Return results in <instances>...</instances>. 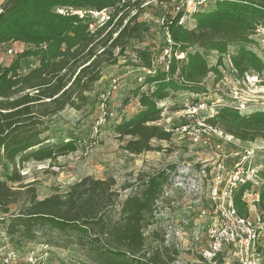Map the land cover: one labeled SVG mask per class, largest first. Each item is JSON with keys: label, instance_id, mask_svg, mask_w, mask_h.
<instances>
[{"label": "trees", "instance_id": "trees-1", "mask_svg": "<svg viewBox=\"0 0 264 264\" xmlns=\"http://www.w3.org/2000/svg\"><path fill=\"white\" fill-rule=\"evenodd\" d=\"M118 0H9L0 15V44L21 42L28 46L7 68L0 67V152L15 165L30 159L54 160L76 151L73 140L46 146L45 119L65 108L80 110L86 104V94L99 82L106 68L116 65L127 43L139 32L133 16L113 17L102 27L90 32L86 20L77 15L59 14L57 10L102 11L113 7ZM195 28L186 30L171 25L170 36L176 49L186 52L190 47L204 51L223 52L230 45H244L254 23L264 20V0H217L213 10L194 16ZM115 26V29H112ZM144 56V55H143ZM34 58L38 66L26 75L18 73L22 60ZM196 58V57H194ZM148 66L150 60L145 58ZM239 73L247 69L261 71L262 65L241 47L233 59ZM173 61L170 76L162 74L145 79L157 85L149 95L141 94V110L128 121L114 127L123 150L130 155L159 151L152 141H169L170 132L153 125L160 118L157 103L168 90L198 93L199 88L183 85L172 79L185 69ZM189 78V79H188ZM193 77H187L190 81ZM194 80V79H193ZM208 123L242 142L264 139V113L240 115L238 109L223 104ZM44 128V129H41ZM164 171L140 175L142 188L120 201L113 179L86 177L69 187L68 191L37 200L28 186L12 187L21 177L13 173L0 180V214L10 213L21 197H28L21 213L8 218L10 228L20 239L33 241L43 227L54 230L67 239H76L85 247L93 264H152L146 260L145 230L155 200L165 183ZM134 187L128 185L127 188ZM234 196V207L240 216L246 215L243 192ZM258 206L264 210V181L258 191ZM119 207L118 218L113 217ZM149 216V217H148ZM259 251V250H258ZM260 252V251H259ZM264 255V251H262Z\"/></svg>", "mask_w": 264, "mask_h": 264}, {"label": "rangeland", "instance_id": "rangeland-1", "mask_svg": "<svg viewBox=\"0 0 264 264\" xmlns=\"http://www.w3.org/2000/svg\"><path fill=\"white\" fill-rule=\"evenodd\" d=\"M178 1L143 0L138 6L123 9L119 17H125L126 23L135 16L134 23L139 26L138 34L127 43L123 54L117 56V50H114L113 57L117 58L116 65L104 70L102 82L93 85L91 92L86 94V104L80 110L65 108L45 119L44 128L47 126L48 130L41 135L42 138H48L45 145L55 146L73 140L76 151L54 160L30 159L18 163L16 159L15 165L5 159L0 152V180L5 181L13 173V169H16L21 182L9 185L16 187L21 184V186L33 188L36 199L43 200L56 193L63 195L69 187L86 177L100 180L113 179L116 184L115 189L119 192L120 201H122L126 196L142 190L136 182L142 174L154 175L160 171L166 172L172 167L177 170L190 167L196 171L206 167L207 171H211L217 163L222 161L231 169L237 162L236 155L242 154L243 150L247 149L254 153L253 164L259 168L258 176L260 186L262 185L264 139L242 142L235 138L234 144H221L220 151H212L193 146L188 136L181 132L179 128L195 120V117L191 118L186 114L183 106L189 92L168 90L166 98L157 103L161 114L159 120L153 125H159L171 133L169 141L151 142L152 147L159 148V151L139 156L130 155L123 150L125 142L119 140L114 132L116 125L128 121L141 110L138 101L140 95L150 94L147 91L150 84H140L136 81V77L141 75L139 68L147 63L145 58L151 60L164 47V35L159 21L162 18L167 22L171 20L172 11ZM215 4L216 2L210 3L205 10H213ZM86 19L87 23L91 20L88 16ZM195 25L196 21L192 17L183 29L192 30ZM112 29H115V26ZM247 40L244 45H230L223 52L204 51L196 47L188 48L186 52H183L184 59L181 63L177 61L178 69L183 65L186 68L180 73L177 69L172 79L183 85L198 87L199 92L192 94L200 95L201 100L207 104L231 105L236 107L239 114L243 116L264 113V20L254 23ZM241 47L259 61L263 67L261 71L247 69L242 74L238 72L233 59ZM27 48L28 46L21 42L0 44V67H9ZM8 50L12 51L11 55L7 54ZM37 66L38 62L34 58L22 60L18 73L26 75ZM113 76L120 78V90L110 103L113 118L100 129L98 134L94 135L92 127L97 116V94L107 86L110 77ZM187 77H193L194 80L188 81ZM156 86L153 85L154 88ZM166 184L164 186L167 196L157 199L155 212L152 208L151 216L147 218L149 224L145 230V245L149 257L146 260L150 258L149 261L152 264H171L175 259H179L182 264H206L201 261L189 239L192 233H198L199 236L203 234L197 226V216L199 209L208 207V201L199 195H184ZM128 185L134 187L127 188ZM260 186L258 189H251L249 186L248 190L254 194L259 191ZM27 199L28 197H21L19 203L11 207L9 214H0V247H9L18 251L22 262L23 259L30 258L28 255L36 257L41 255L43 250L37 248V245L43 243L48 247V256L44 264H93L87 258L85 247H81L75 238L67 239L65 235H59L47 227L34 233L36 239L33 241L20 239L18 233L11 230L8 218L21 213ZM253 199L255 197H242L246 209L245 216L250 217L262 228L258 248L262 254L264 210L258 206L257 201L253 202ZM118 212L119 207L113 212L114 218H118ZM170 219H186L188 226L185 228V234L178 236L173 234L172 238L166 240L162 225ZM262 259L264 264L263 254ZM216 264L234 263L230 259L226 263L219 259Z\"/></svg>", "mask_w": 264, "mask_h": 264}, {"label": "built area", "instance_id": "built-area-1", "mask_svg": "<svg viewBox=\"0 0 264 264\" xmlns=\"http://www.w3.org/2000/svg\"><path fill=\"white\" fill-rule=\"evenodd\" d=\"M143 0H118L110 8L102 11H67L57 10L59 14L77 15L79 19L88 21L90 32L104 26L113 15L130 6H138ZM217 0H179L172 11L171 20L166 21L162 18L159 21L164 35V47L161 52L154 55L148 66L140 67L141 75L136 77V81L145 84V79L162 74L169 77L173 61L184 59V53L178 51L170 36L169 27L176 25L184 28L191 21L192 17L201 13L205 8ZM9 0H0V15L4 13L5 7ZM87 20V19H86ZM7 54L11 55L12 51L8 50ZM177 62V63H178ZM154 84L148 86L147 91L155 90ZM120 90V78L110 77L106 87L101 89L97 94L96 110L97 116L94 121L92 130L93 134L99 133L100 129L113 118L110 109V103L114 95ZM186 95V94H185ZM200 95L188 94L184 101V110L191 118L195 120L190 124H185L181 132L188 136L190 143L201 149L220 151L221 144H234L235 137L224 133L221 129L212 126L208 120L212 119L221 107L218 103H205L201 100ZM155 125V124H154ZM159 126V125H158ZM165 132H168L164 129ZM235 162L229 169L224 162L216 164L211 171L202 167L199 171L190 167L182 169L170 168L165 172L166 180L158 196H167L165 184L168 182L170 187L180 191L187 196H202L207 199L208 207L199 209L198 223L199 231L203 234L192 233L191 245L194 246L201 261L206 264H216L219 259L226 263L232 260L234 264H262V254L258 251L259 240L262 236V228L255 223L250 217L240 216L234 207V196L236 192L244 185L248 184L251 189H258L260 186L259 168L253 164L254 153L252 150H243L242 154L236 155ZM242 197H255L253 202H258V192L252 193L248 189L243 192ZM157 200L153 204L155 212ZM163 215V214H161ZM155 216V213H154ZM157 216V215H156ZM188 226L186 219L166 220L162 228L165 233V239L169 240L174 236L185 234V228ZM195 226V225H194ZM145 235V234H144ZM189 247V246H188ZM37 248L43 250L38 257L28 255L29 259H23L19 252L9 247H0V264H44L48 256L47 245L38 244ZM34 256V257H32ZM149 252L146 253V258ZM28 258V257H27ZM171 264H182L179 259H175Z\"/></svg>", "mask_w": 264, "mask_h": 264}, {"label": "crops", "instance_id": "crops-1", "mask_svg": "<svg viewBox=\"0 0 264 264\" xmlns=\"http://www.w3.org/2000/svg\"><path fill=\"white\" fill-rule=\"evenodd\" d=\"M102 80H103V78H101V79L99 80V82H97V84H99L100 82H102Z\"/></svg>", "mask_w": 264, "mask_h": 264}]
</instances>
